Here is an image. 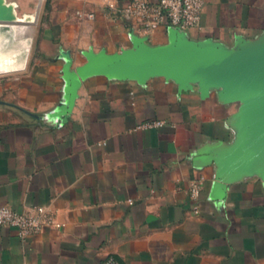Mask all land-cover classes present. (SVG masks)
I'll use <instances>...</instances> for the list:
<instances>
[{"label": "crops", "instance_id": "crops-1", "mask_svg": "<svg viewBox=\"0 0 264 264\" xmlns=\"http://www.w3.org/2000/svg\"><path fill=\"white\" fill-rule=\"evenodd\" d=\"M41 8L29 64L0 78V206L60 226H0V264H264V92L215 81L264 87V0H205L185 31L105 0Z\"/></svg>", "mask_w": 264, "mask_h": 264}, {"label": "built area", "instance_id": "built-area-1", "mask_svg": "<svg viewBox=\"0 0 264 264\" xmlns=\"http://www.w3.org/2000/svg\"><path fill=\"white\" fill-rule=\"evenodd\" d=\"M106 6L113 11L119 20L128 23L135 22L144 30L154 31L164 24L185 31L200 26L205 0H159L151 3L147 0H129L117 8L112 0H105ZM92 18L93 15H90ZM161 123L146 124L144 127L160 126ZM203 189L202 180L190 188V197L198 203ZM198 208V207H197ZM55 224L53 213L44 207L35 208L31 212L19 213L8 207L0 206V226L15 228L21 239L40 234ZM101 264H121L115 257L110 256Z\"/></svg>", "mask_w": 264, "mask_h": 264}, {"label": "rangeland", "instance_id": "rangeland-1", "mask_svg": "<svg viewBox=\"0 0 264 264\" xmlns=\"http://www.w3.org/2000/svg\"><path fill=\"white\" fill-rule=\"evenodd\" d=\"M3 1L4 4L12 7L14 22H0V24L18 23L19 25H30L34 28L31 38V50L27 57V66L35 48L34 38L38 28L43 0H35L31 15L22 13L20 0ZM28 38V32L26 31L9 28L0 29V72L5 70L12 71V73L0 74V78L15 76L21 73L19 70L22 69L25 63Z\"/></svg>", "mask_w": 264, "mask_h": 264}, {"label": "water", "instance_id": "water-1", "mask_svg": "<svg viewBox=\"0 0 264 264\" xmlns=\"http://www.w3.org/2000/svg\"><path fill=\"white\" fill-rule=\"evenodd\" d=\"M13 20H14V16L12 15V7L4 4L3 0H0V22H14ZM176 30H178V29H176ZM167 59L175 62L176 64L182 66L185 69H188L186 67V65L182 64L178 60L170 59V58H167ZM188 71L193 76L203 77V76H199L198 74H196L195 72H193L191 70H188ZM215 81L219 82L220 84H225V85H229V86H233V87L246 88V89L252 90V91L257 92V93L264 92V87H254V86H250V85H246V84L230 82V81H226V80H218V79H216Z\"/></svg>", "mask_w": 264, "mask_h": 264}, {"label": "bare ground", "instance_id": "bare-ground-1", "mask_svg": "<svg viewBox=\"0 0 264 264\" xmlns=\"http://www.w3.org/2000/svg\"><path fill=\"white\" fill-rule=\"evenodd\" d=\"M4 28H9V29H14V30H22V31H26L28 32V44H27V47H26V59H25V63L22 67V69H20L19 71L23 70L26 66V63H27V57H28V54L31 50V38H32V33H33V26H30V25H19L18 23L17 24H0V29H4ZM35 33V32H34ZM7 73H12V71H1L0 74H7Z\"/></svg>", "mask_w": 264, "mask_h": 264}]
</instances>
